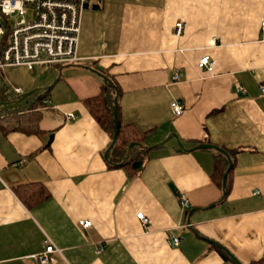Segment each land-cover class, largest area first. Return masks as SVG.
<instances>
[{"label":"crops","instance_id":"obj_1","mask_svg":"<svg viewBox=\"0 0 264 264\" xmlns=\"http://www.w3.org/2000/svg\"><path fill=\"white\" fill-rule=\"evenodd\" d=\"M261 21L264 0H87L76 64L0 70V116L32 103L40 114L38 134L0 131V264H37L44 237L60 251L45 264H233L218 247L242 264L264 259ZM204 55L210 73L197 68ZM89 68L112 79L119 125L139 143L132 177L102 158L110 139L85 106L102 79ZM11 87L33 92L2 113ZM198 144L230 153L224 198L212 179L216 151Z\"/></svg>","mask_w":264,"mask_h":264},{"label":"built area","instance_id":"obj_2","mask_svg":"<svg viewBox=\"0 0 264 264\" xmlns=\"http://www.w3.org/2000/svg\"><path fill=\"white\" fill-rule=\"evenodd\" d=\"M87 0H0V39L4 34V25L8 26V35L0 50V70L8 66H23L30 70L33 66L49 67L53 64H76V46L80 28V14ZM13 18L14 22L9 23ZM260 30L264 33V21L260 22ZM181 24L177 22L172 33L178 36ZM213 61L204 55L197 61V68L210 73ZM179 77L177 71L173 73V80ZM238 90L241 88L238 86ZM262 90V89H261ZM11 94L19 96L21 88L11 87ZM48 99H43L42 105L48 106ZM170 110L178 116L183 108L178 101H171ZM66 120H75L71 113L65 115ZM255 190L252 194H257ZM180 205L187 206L181 197ZM135 218L145 227L148 219L142 212H136ZM77 225L81 229L90 226L87 220H79ZM178 238L169 239L171 246L178 244ZM43 251L34 256L37 264L49 261V255L59 253L48 237L43 239ZM100 248H97V252Z\"/></svg>","mask_w":264,"mask_h":264},{"label":"trees","instance_id":"obj_3","mask_svg":"<svg viewBox=\"0 0 264 264\" xmlns=\"http://www.w3.org/2000/svg\"><path fill=\"white\" fill-rule=\"evenodd\" d=\"M8 35V26L4 25V34L0 39V50L3 47ZM106 75V74H105ZM107 76V75H106ZM111 81L112 79L107 76ZM115 86L114 82L112 81ZM116 88V86H115ZM117 89V88H116ZM114 96V90L102 80V85L100 86L99 93L92 98L85 101V106L87 112L91 118L100 126V128L108 135L111 140L112 137V98ZM5 97L0 94V100ZM6 99V98H5ZM9 100V99H8ZM11 100V99H10ZM9 100V101H10ZM37 103H32L28 108L16 110L10 112L4 116H0V131L2 133L6 132H19L25 135L38 134V121L39 112L34 108ZM110 142V141H109ZM130 143H135L128 149ZM109 144V143H108ZM223 149V148H222ZM230 158V153L223 149ZM141 151H139V143L136 141L135 134L131 130H124L118 122L117 119V136L107 154V163L110 167H121L124 169L127 177H132L141 166ZM227 167L226 158L219 152L216 151L213 160V174L212 179L215 184L221 189L222 198L226 196L229 190V172H226L225 179L222 184V175ZM45 195L42 190L37 194L33 195L30 193L28 199H33V201L41 200ZM25 201L24 198H22ZM219 254L224 259H229L227 254L223 251L221 247H218ZM249 264H264V259H259Z\"/></svg>","mask_w":264,"mask_h":264},{"label":"water","instance_id":"obj_4","mask_svg":"<svg viewBox=\"0 0 264 264\" xmlns=\"http://www.w3.org/2000/svg\"><path fill=\"white\" fill-rule=\"evenodd\" d=\"M90 69V68H89ZM91 72H93L94 74H96L97 76H99L103 81H105L113 90H114V96L112 98V122H113V125H112V137H111V140L108 144V146L106 147V149L104 150L103 154H102V158L107 161V154L110 150V148L112 147L113 143L115 142L116 140V136H117V113H116V98H117V90L115 88V86L113 85L112 81L106 77L104 74L100 73L99 71L97 70H94V69H90ZM33 91H30L28 93H25L21 96H17L15 98V100L13 102L15 103H18L20 102L21 100H23L25 97L29 96L30 94H32ZM4 103H10V102H4ZM2 103H0L1 105ZM174 138L175 136L172 135ZM52 139V135H49L48 136V140H47V143L46 145H48L50 143ZM135 143H130L128 145V149L131 147V146H134ZM177 145L180 149H183L182 146L177 142ZM192 149H213L219 153H221L227 160V167H226V170L225 172L223 173L222 175V184H223V181L225 179V176H226V172L231 168V160L228 156V154L220 147L216 146V145H211V144H198L197 146L193 147ZM223 249V248H222ZM223 251L227 254L228 258L233 262V264H242L240 263L238 260H236L229 252H227L225 249H223Z\"/></svg>","mask_w":264,"mask_h":264},{"label":"rangeland","instance_id":"obj_5","mask_svg":"<svg viewBox=\"0 0 264 264\" xmlns=\"http://www.w3.org/2000/svg\"><path fill=\"white\" fill-rule=\"evenodd\" d=\"M14 22V20H13V18L11 17L10 19H9V23L10 24H12ZM35 69L36 68H38V67H34ZM41 69H43V70H46L47 68H45V67H40ZM11 96V95H10ZM17 96H14V95H12V98H11V100H10V103L8 104V103H6V104H4V106H2V108H1V112L2 113H4V112H6V111H9V110H11V109H14V108H18L19 106H24L25 104H26V102H27V99L25 98L24 100H21L20 102H18V103H15V102H13L14 100H15V98H16ZM49 135H51V134H48V136ZM47 139H48V137H47Z\"/></svg>","mask_w":264,"mask_h":264}]
</instances>
